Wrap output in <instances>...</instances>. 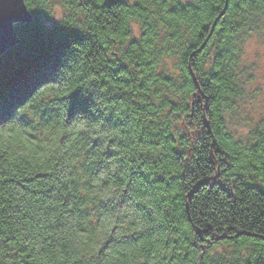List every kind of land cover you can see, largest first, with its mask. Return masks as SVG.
Returning <instances> with one entry per match:
<instances>
[{
    "label": "trees",
    "instance_id": "16d2710c",
    "mask_svg": "<svg viewBox=\"0 0 264 264\" xmlns=\"http://www.w3.org/2000/svg\"><path fill=\"white\" fill-rule=\"evenodd\" d=\"M225 3L24 0L0 54V264H264V127L231 129L264 0Z\"/></svg>",
    "mask_w": 264,
    "mask_h": 264
},
{
    "label": "rangeland",
    "instance_id": "374dc122",
    "mask_svg": "<svg viewBox=\"0 0 264 264\" xmlns=\"http://www.w3.org/2000/svg\"><path fill=\"white\" fill-rule=\"evenodd\" d=\"M57 14L61 13L55 7ZM133 36L140 33L137 24L132 25ZM170 66L173 61L170 60ZM243 63L247 68L248 82L245 88V98L239 112L238 121L231 129L238 135L246 134L249 127L263 124L264 127V32L253 35L243 47Z\"/></svg>",
    "mask_w": 264,
    "mask_h": 264
},
{
    "label": "water",
    "instance_id": "95a60500",
    "mask_svg": "<svg viewBox=\"0 0 264 264\" xmlns=\"http://www.w3.org/2000/svg\"><path fill=\"white\" fill-rule=\"evenodd\" d=\"M226 8L227 0L217 19L224 14ZM217 19L212 24L211 31ZM28 20H30V14L25 8L24 0H0V54L17 43L14 24ZM204 44L205 42L202 47ZM198 50H201V47Z\"/></svg>",
    "mask_w": 264,
    "mask_h": 264
}]
</instances>
